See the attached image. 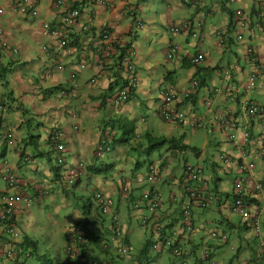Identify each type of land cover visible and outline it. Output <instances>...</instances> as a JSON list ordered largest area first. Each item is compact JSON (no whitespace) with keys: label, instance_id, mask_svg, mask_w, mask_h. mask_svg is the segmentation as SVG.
I'll return each mask as SVG.
<instances>
[{"label":"crops","instance_id":"1","mask_svg":"<svg viewBox=\"0 0 264 264\" xmlns=\"http://www.w3.org/2000/svg\"><path fill=\"white\" fill-rule=\"evenodd\" d=\"M14 1L0 0V9L4 12L0 15V29L3 32L0 38V68H6L8 71L6 84L3 86L0 84V105L2 106L0 113L1 132H10L16 145L13 148L5 145L0 147V166L3 161L8 162L22 181L25 194L33 196L36 184L47 180L50 184V195L46 198L49 203L56 202L60 197L82 201L83 196L80 197L77 191L82 188L85 181L91 182L92 179H98L104 170L118 163L123 167L119 173L128 170L125 167L131 150L126 144H111L110 150L99 158L95 154L97 143L102 136L114 135L116 138L125 136L127 133L122 127L126 128L127 125L134 127L133 136L138 137L137 140H140L145 133L154 136L153 132L158 130L164 131L166 135H170V138L178 139L172 135L173 131L177 129L184 134L185 127L169 125L162 120L159 112L163 106L159 91L165 86H172L177 93L182 94L188 91L189 84L193 80H198L200 83L198 94L191 99L176 102L171 108L203 118L206 124L203 128L206 129V133L212 134L207 145L220 149L221 152L236 155L237 144L225 141L214 125V118L227 107H231L221 88L226 86V83L230 85L243 83L250 70L243 57V46L251 45L260 58L264 57V40L258 18L264 0H237L232 5L226 4L225 0H199L202 1V5L197 6L195 11L191 5L196 0H65L69 6L76 7L80 11V19L73 33V38L77 41L71 47L79 46L80 48V41V44L90 43L89 41L99 32L108 30L114 45L121 50L127 48L123 58L133 63L139 84L131 93L129 101L118 108L113 107L110 101L114 92L123 83L122 80H118V77L116 78L118 74L123 76L124 72L122 67L118 68L117 61L111 59L105 68H99L93 58L88 55L86 68L77 72V66L82 60L77 50L70 52L60 49L52 50L53 40L43 32L44 23H49L51 28L60 24V17L56 15L52 1H35L38 10L36 18L24 17L13 12ZM236 9L243 10L249 19L243 44H238L234 40L235 31L232 29L231 19ZM186 20L201 25L200 35L197 38L192 39L185 33L172 35L168 32V25L171 22L179 23ZM83 27H89V31L91 28L92 33L86 34ZM219 29L227 33L228 42L225 46H220L217 42L215 32ZM2 43H7L10 50L16 49L17 52L11 53L9 49L4 50ZM171 45H177L179 48L177 56L172 61H167L165 54ZM195 53H202L205 56L203 64L198 67H192L187 61L189 55ZM59 64L62 65L60 71L55 69ZM234 66L237 69L233 71L231 80L226 81L222 71ZM74 71L77 72L76 76L71 79L70 75ZM262 78L259 84L264 82V75ZM92 80L94 81L91 82ZM65 89L68 90L67 95L61 96L59 93ZM214 89H219L220 94L211 95ZM253 94L260 98L264 97L260 91ZM211 99L213 105L211 109H207L204 105L205 101ZM259 103H264V100ZM234 109L237 110V107L234 106ZM140 111L150 114L152 119L149 121L147 115L143 118L140 116ZM71 113L76 115L75 119L71 117ZM134 121L139 123V126H136ZM243 122L239 119L240 127L243 126ZM55 128L60 129L65 136L63 156L66 163L84 164L79 179L70 191H64L58 186V179L51 171L54 148L50 141V134ZM127 128L126 131L129 129ZM251 129L253 132V127ZM194 132L193 130L192 135ZM256 132L258 133V130ZM256 132H253V135H256ZM240 134L241 128L237 131V135L240 136ZM183 145L192 148L184 139ZM254 146L255 142L251 144V148L253 149ZM20 151L29 157L31 161L29 165H23L20 162L18 157ZM196 153H192L193 156L209 166L207 171L211 175H205L204 171V178L217 199L212 208L217 209L219 213L228 211L226 201L230 195L232 182L230 188H226L224 180L217 176L216 171L220 168L217 157L214 156L212 161L205 151ZM256 162L254 177L264 185V159ZM31 166L36 167L37 170L40 167L37 178L30 175L33 173ZM137 168H140V165L134 164L128 174L136 176ZM172 170L178 172L180 166L177 168L172 166ZM58 173L60 174V171ZM223 173L225 176L232 175L235 178L234 174ZM1 186L4 185L1 183ZM140 188L132 184V190L139 189L140 192ZM82 209V213L87 215L83 219H87L84 224H88L86 227L91 229V236L94 235L102 240L110 233L109 226L105 227L101 224L107 218L101 217L98 210L93 213L90 204L83 203ZM168 210L163 209L157 216L165 221V217L171 212ZM27 215L19 224L25 237L33 241L24 227L30 220V212ZM94 216L100 222L92 220ZM72 221L75 228L83 222L79 217H72ZM99 224L102 228L104 227L100 233L95 230ZM240 224L250 230L241 221ZM201 226H196L195 232L200 230ZM229 227H232V223ZM198 234L200 231L193 233L187 241V246L185 244L188 250L185 258L193 261L189 264H197L195 260L200 257L198 252L201 253L204 246L211 247L214 256L223 248L220 245L213 248L209 242L195 245L194 237ZM238 242L240 251L233 252L232 256H226L220 252L217 254V264H229L230 258H236L238 264H259L252 232L245 237L239 235ZM94 248L88 246L83 250L81 264H87L88 256L91 255L100 261L99 264H104L106 259H110L100 250L98 251L100 255L95 254ZM149 257L152 261L151 255ZM138 259V256L136 258L130 256L127 262L143 264ZM57 264H64V261L58 258Z\"/></svg>","mask_w":264,"mask_h":264},{"label":"built area","instance_id":"2","mask_svg":"<svg viewBox=\"0 0 264 264\" xmlns=\"http://www.w3.org/2000/svg\"><path fill=\"white\" fill-rule=\"evenodd\" d=\"M36 0H15L13 3V12L24 17L36 18L38 10ZM54 11L60 17V24L51 28L49 23L43 24V32L52 38L54 46L52 50L60 49L70 52L77 50L81 55L80 63L77 66V72L84 70L88 64L87 57L90 55L98 64L99 68H105L110 62V58L116 54V45L113 44L111 35L108 30L99 32L90 43H83L79 46L71 47L70 43L74 41V28L80 19V11L78 8L69 6L65 0H51ZM237 0H225L226 4L232 5ZM103 4V3H101ZM202 5V1L196 0L191 7L195 11L197 6ZM3 9H0L2 15ZM261 23L262 38L264 40V1H262V11L258 16ZM232 29L235 31L234 40L238 44L245 41V32L248 30V16L241 9L233 11ZM86 34L92 33L91 28L83 27ZM201 25L192 23L189 20L179 23L171 22L168 25V32L172 35H180L185 33L192 39L200 35ZM3 32L0 29V38ZM227 33L223 29L215 32L217 42L220 46H225L228 42ZM93 36V35H91ZM244 47L243 57L249 65V72L243 83L233 85L226 83L221 88L225 92L226 99L231 104L222 113L214 118L215 127L218 132L225 138L226 142L237 144L236 155L221 152L217 157V161L223 172L234 174L232 180L230 195L226 201L229 213L236 215L240 221L245 224L252 232L258 250V255L264 263V185L255 179L254 172L256 170V161L264 159V103H259L250 98V94L254 91H260L264 95V82L259 84L264 75V57L260 58L255 49L246 44ZM2 48L9 49L7 43H2ZM1 48V49H2ZM177 45H171L165 54L167 61H172L178 52ZM10 52L16 53V49ZM205 56L202 53L189 55L188 63L192 67H198L203 64ZM87 63V64H86ZM107 67V66H106ZM56 70H62L59 64ZM232 68H225L222 76L226 81L231 80ZM123 77L125 84H122L111 97V104L118 108L127 103L130 92L137 87L139 79L135 71L133 63L126 59L123 61ZM77 72H72L71 79H74ZM92 80L91 82H93ZM200 89L198 80H193L189 84V89L182 94L175 91L172 86H165L159 91V98L162 102V108L159 112L162 120L169 125L180 128H190L192 130L205 127V120L196 115L186 113L184 111L173 110L171 107L179 101H185L195 97ZM219 89L212 91L213 96H217L221 92ZM66 96L67 92H61ZM205 107L211 109L213 101H205ZM237 107V110L234 109ZM1 109V108H0ZM237 111V113H236ZM1 112V111H0ZM240 113V114H239ZM75 119L76 115L71 114ZM239 119H242L243 126L240 127ZM2 120L0 113V147H15L16 142L10 132L2 130ZM256 126L258 133L253 135L252 127ZM241 128L240 136L237 131ZM109 135L102 136L96 146L95 154L99 158L110 150L111 140ZM50 140L55 151L56 168L60 170L61 181L58 182L60 187L65 189L72 188L79 179L84 164L78 162L73 165L66 163L63 154L65 152V136L60 129H53L50 134ZM255 142L252 149L251 144ZM19 157L22 163L29 164L30 159L27 156ZM54 158V157H53ZM129 176V178L127 177ZM120 176V193L127 196L132 191V184L137 187L149 185L150 190L144 191L139 198L131 196V204L134 209L143 208L147 211L139 220V226L142 230L150 232V249L154 255L159 257H168L167 264H189V258H185L188 250L185 248L189 237L195 232L194 210L207 211L216 204V196L209 189V183L204 178V169L196 164H184L180 166V170L175 172L172 166L165 160L150 164L144 174L136 176L129 175L122 171ZM1 183L4 185L1 186ZM163 184L172 189L168 204L171 206V212L174 210L177 215L173 218H165L162 221L158 215L165 207V200L156 189ZM154 188V189H153ZM50 195V186L46 180H42L35 186L33 196L24 193V185L19 177L14 173L7 161H3L0 166V264L3 261L13 262L31 258V250L28 249L21 238L19 223L29 212L33 204H40ZM184 197V200H181ZM93 201L99 214L109 220L110 233L107 237L99 242V248L103 254L109 257L104 264H128L130 258L131 246L127 238V234L123 225L119 221L115 201L97 191L93 195ZM167 219V220H166ZM209 240L215 241L220 246L227 244L229 237L219 230L207 228L202 225L200 230ZM65 245L63 248L66 264H81L83 250L88 247L90 237L84 233L73 230L67 232L65 236ZM232 249V247H231ZM233 252L235 251L232 249ZM111 254V255H109ZM214 251L211 247L204 246L201 250L200 257L195 260L197 264H217L213 260ZM119 261H122L119 263ZM87 264H99L95 257L88 256ZM156 264V263H151Z\"/></svg>","mask_w":264,"mask_h":264},{"label":"rangeland","instance_id":"3","mask_svg":"<svg viewBox=\"0 0 264 264\" xmlns=\"http://www.w3.org/2000/svg\"><path fill=\"white\" fill-rule=\"evenodd\" d=\"M254 92H257V90H254L250 94V98L252 97L257 102H262L264 100V97L260 98L256 94H253ZM211 95L213 94L211 93ZM145 115L148 116L147 119L149 121L152 119V117H150L151 116L150 114H146L145 111L144 112L140 111V116H143V118H145L144 117ZM134 124L136 126H139V123L137 124L136 121H134ZM127 127L130 128L131 126L127 125ZM191 130L192 129L185 127L183 130L184 132L183 134L180 133L179 130L175 129L172 135H174L175 138H179V136L181 137L183 136V139L190 145V147L192 148L195 147L196 151H192L191 148L186 150V152L180 149L169 150V146L168 144H166L160 150L150 153L149 156L145 154H140L139 156H137L136 153L129 152V157L127 159L128 163L125 167L126 169H128L126 170L127 173L129 172L130 168H132L133 165L136 164L137 162L140 164V168H137L136 171L137 174H144V172L146 171V169L150 164L157 163L165 159L171 166L176 168L186 163L192 165L198 164L204 169L205 175L208 176L211 175L207 171L209 166L206 164V162L196 159V157L193 156L192 153H196V152L199 153L205 151L208 156L210 155V159L214 161V156L218 157L219 154L221 153V150L215 149L214 147H210L209 145H207L208 141H210L212 138L211 132L206 133L205 128H200L194 130L195 132L192 135L193 130L192 131ZM256 131L257 128L256 126H254L253 132ZM153 134L155 137H166L168 139L170 138V135H166L164 131H159V130L154 131ZM53 155L54 158L52 159V165L56 166L55 151ZM36 163L38 164L37 161ZM106 163L110 164L109 161H106ZM121 168L123 169V167H121V164L118 163L114 166H110L106 171L104 170L100 174V177L98 179L95 180L92 179L91 182L85 181L83 183L82 188L77 191V194L80 197L83 196L82 201L73 198L69 199L66 197H60L59 199H57L56 202L49 203L47 199H44L41 205L33 204L30 207L29 209L30 220L27 222V224L24 227L28 231V236L36 243L38 255H40L41 257L43 256V258L50 259L51 264H57L58 258H61L64 261V264L67 263V261L64 260V252H63V248L66 241L65 231L71 232L73 230H77V232L80 233L82 232L92 235L90 234L91 229L87 228L88 224L87 225L84 224V221H87V219L84 220L83 218L87 217V215L85 216V214L82 213L83 212L82 204L85 203L88 205L89 204L92 205L93 208L92 211L93 213H95L97 209L93 201V195L97 191L103 192V194L110 196L115 201L116 209L118 206L117 214L119 221L121 222V224L124 227V230L126 231L127 238L131 246L130 256L136 258L139 255L140 250L143 247L144 243L146 242V240L150 238V232L142 230L139 226L140 218L143 215H146L147 211L143 208L134 209L131 204V196L133 195L139 198L144 191L150 190L152 187H150L149 185H144L143 187L140 188L141 189L140 192L139 189L136 190L133 189L134 191L132 190L129 195L123 197L122 194L120 193V184L118 179V173ZM31 171L33 173L32 174L30 173V175L33 178H37L40 174V167L37 170L36 167L31 166ZM216 173L217 176H220L224 180V184L226 185V188H230L229 186L233 180V176L232 175L225 176L222 167H220L216 171ZM18 175L20 176V173ZM127 177L129 178L128 175ZM157 191L161 193L162 197L164 198L165 207H168L169 204L167 202L172 189H170V187L167 186L166 184H163L161 187L157 188ZM181 200H184V197H181ZM168 208L170 210L171 206H169ZM173 214L175 216L177 215V212L174 210ZM171 215L172 214L170 212L169 216L171 217ZM229 215H231V217ZM169 216L167 217L169 218ZM72 217H79L81 220H83V222L79 223L78 227L75 228V225L72 221ZM91 219L94 220L95 222H100L99 219L96 218L95 216L92 217ZM194 219L197 227L204 225L207 228L220 230L229 237L227 244L222 246L223 248H221L220 251H217L215 253L216 256H213V260L215 262H218L217 254H219L220 252H222V254L226 256H232L234 254L232 249L234 250L237 249L236 251H239V242H238L239 235L245 237L248 234H251V230H247L243 226H241L239 218L236 215L229 213V211L227 210H224L223 213L222 212L219 213L218 210L215 208H212L207 211H201L199 209H195ZM230 223H232V227H229ZM101 224L107 227L109 226L110 223L108 219H105ZM101 224H99V226L95 228V230H97L98 233L103 231L104 227L102 228ZM20 232L23 235H25L21 228H20ZM194 233L196 234L197 231ZM96 238L99 239L98 237ZM96 241L97 242L95 243L94 246L95 248L93 252L95 254H98V251L100 250L98 243L99 241L98 240ZM204 242L205 243L209 242V245L212 246L213 248H215L218 245V243H216L215 241L209 240V238L206 237L204 233L201 231L200 234L194 237V244L200 245L203 244ZM150 254H151V260L154 263L167 264L170 260L166 256H163L162 259H159L155 255H153L152 252ZM198 255H200V251L198 252ZM229 260H230L229 264H238L236 258L233 259L230 258ZM39 263L40 260H36L33 257L32 259L27 260L23 264H39Z\"/></svg>","mask_w":264,"mask_h":264},{"label":"trees","instance_id":"4","mask_svg":"<svg viewBox=\"0 0 264 264\" xmlns=\"http://www.w3.org/2000/svg\"><path fill=\"white\" fill-rule=\"evenodd\" d=\"M75 41H77V39H74V41H72L70 43V45H75ZM77 45V44H76ZM125 50H127V48L125 49H120L116 46V54L113 55L109 60L112 61H117V66L118 68L122 67L123 68V61L125 58H123L125 56ZM12 53V52H11ZM118 54V55H117ZM7 69L6 68H0V84L3 86L6 84V77H7ZM118 77V80H122L123 83L125 84V80L123 76H120L118 74V76H116V78ZM133 92V90L130 92ZM0 108L2 109V106L0 105ZM123 126H126L125 123H122ZM125 130V133H127V135L123 136L121 135L120 138H116L114 135H111L110 140H111V144H126L131 152H134L137 154V156H139L140 154H145L147 156H149L150 153L154 152V151H158L160 150L164 145L168 144L169 146V150H188L189 147H187L186 145H183V136L178 138V139H174V138H166V137H155L149 133H145L142 138L140 140H137L136 138L138 137H134L133 133H134V127L131 126L127 131L125 127H122ZM192 151H196V148H191ZM140 165L138 162L135 164V166ZM52 172H54L55 174V178L58 179V181L60 182L61 177L59 172V169L56 167L52 166L51 169ZM87 223V222H86ZM86 234V233H84ZM87 235V234H86ZM91 236V235H90ZM96 240H100L97 239L94 235L90 237V245L89 246H95V243L97 242ZM150 240V239H149ZM149 240H146V242L144 243L143 247L140 250V253L138 255V260L140 261V263H142L143 261L151 264V261L149 260L150 257L149 255H151V249H150V243ZM24 245L28 248V249H32L33 251V257L36 260H40L39 264H51V260L50 259H46L43 258V256L41 257L40 255L37 254V248H36V243L34 241H30L28 239H26L24 241ZM187 246V245H186ZM185 246V247H186ZM240 251V248H239ZM235 252V251H234ZM84 253V252H83ZM256 254H258V250L256 248ZM214 256V254H213ZM83 258V255H82ZM259 259V264H264L262 262V259L258 256ZM17 263L19 264L20 261L17 260ZM23 263V260H22ZM197 263H200L199 261H197Z\"/></svg>","mask_w":264,"mask_h":264},{"label":"clouds","instance_id":"5","mask_svg":"<svg viewBox=\"0 0 264 264\" xmlns=\"http://www.w3.org/2000/svg\"><path fill=\"white\" fill-rule=\"evenodd\" d=\"M134 90V89H133ZM64 91H68V90H64ZM61 96H64V95H62L61 94V92L59 93ZM129 98H130V96H129ZM128 101H129V99H128ZM127 101V102H128ZM126 104V103H125ZM72 114V113H71ZM53 130V129H52ZM52 132V131H51ZM51 141V140H50ZM52 144V143H51ZM20 153H21V155H24L21 151H20ZM25 156V155H24ZM18 157H19V155H18ZM19 160H20V157H19ZM20 162L22 163V161L20 160ZM31 162V161H30ZM23 165H26V164H24V163H22ZM27 165H29V164H27ZM55 167V166H54ZM14 171V170H13ZM60 171V170H59ZM122 172V171H121ZM14 173H15V171H14ZM16 174V173H15ZM120 174V173H119ZM17 175V174H16ZM61 177V176H60ZM118 179H119V181H120V176L118 175ZM47 181V180H46ZM41 182V181H40ZM48 182V181H47ZM59 182V181H58ZM77 182V181H76ZM49 184V183H48ZM76 184V183H75ZM49 186H50V184H49ZM58 186H59V184H58ZM75 186V185H74ZM73 186V187H74ZM60 187V186H59ZM72 187V188H73ZM62 190H64V191H67V190H70V189H65V188H63V187H60ZM38 205H41V203L40 204H38ZM169 207V206H168ZM168 207H164V209L166 210V209H169ZM168 211H171V208H170V210H168ZM28 214V213H27ZM172 214H173V212H172ZM100 215V214H99ZM28 215H26L25 217H27ZM101 216V215H100ZM168 218V217H167ZM19 229H20V224H19ZM68 232V231H67ZM67 232L65 233V236H66V234H67ZM21 233V232H20ZM89 237H90V235L89 234H87ZM21 238H22V241H23V243H24V241L26 240V239H28L27 237H25V235H23L22 233H21ZM29 240V239H28ZM99 242H100V240H98ZM98 242V243H99ZM209 247V246H208ZM86 248V247H85ZM31 250V258H29V259H32L33 258V251H32V249H30ZM237 249H235V251H236ZM154 255V254H153ZM259 256V255H258ZM157 257H159V256H157ZM159 258H161V257H159ZM29 259H23V263H25L27 260H29ZM65 259V258H64ZM96 259V258H95ZM66 261V260H65ZM97 261L100 263V261L97 259ZM191 262H193V261H191ZM22 263V260H20V263L19 264H23ZM148 264V263H146V262H144L143 261V264ZM151 263H154L153 261H151ZM1 264H18L17 263V261H13V262H8V261H3ZM66 264V263H65ZM156 264H159V263H156Z\"/></svg>","mask_w":264,"mask_h":264}]
</instances>
